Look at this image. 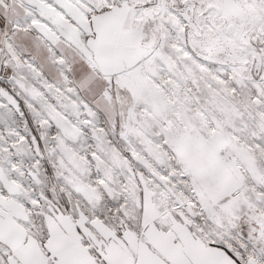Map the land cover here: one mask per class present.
I'll return each instance as SVG.
<instances>
[{
	"label": "snow or ice",
	"instance_id": "1",
	"mask_svg": "<svg viewBox=\"0 0 264 264\" xmlns=\"http://www.w3.org/2000/svg\"><path fill=\"white\" fill-rule=\"evenodd\" d=\"M0 264H264V0H0Z\"/></svg>",
	"mask_w": 264,
	"mask_h": 264
}]
</instances>
